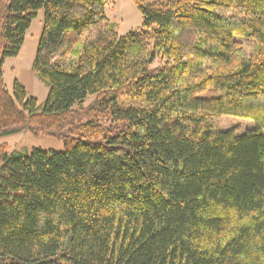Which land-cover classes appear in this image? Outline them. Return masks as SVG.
Segmentation results:
<instances>
[{
  "label": "trees",
  "instance_id": "1",
  "mask_svg": "<svg viewBox=\"0 0 264 264\" xmlns=\"http://www.w3.org/2000/svg\"><path fill=\"white\" fill-rule=\"evenodd\" d=\"M107 1L0 0V139L64 146L0 143V264H264V0H132L122 37ZM40 11L39 110L2 65Z\"/></svg>",
  "mask_w": 264,
  "mask_h": 264
},
{
  "label": "rangeland",
  "instance_id": "2",
  "mask_svg": "<svg viewBox=\"0 0 264 264\" xmlns=\"http://www.w3.org/2000/svg\"><path fill=\"white\" fill-rule=\"evenodd\" d=\"M105 15L120 37L140 29L144 22L142 15L132 0H108L105 5ZM42 24L43 13L40 11L25 34V40L18 56L6 59L2 65V78L6 90L12 94L13 84L17 81L23 86L28 97L36 99L39 110L46 101L48 86L32 71V64ZM235 40L243 45L245 44V41L240 38ZM91 100L89 98L86 101V105ZM122 106L124 108H144L147 105L136 101H123ZM207 122L214 131L233 130L236 135H243L247 131L254 129V124L251 121L228 116H210L207 118ZM262 133L264 135V131ZM2 142L9 144V152L17 151L26 154H30L33 149L52 150L55 152H62L64 149L63 143L59 138L43 135L33 137L26 133L2 138L0 143Z\"/></svg>",
  "mask_w": 264,
  "mask_h": 264
}]
</instances>
